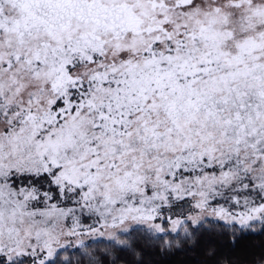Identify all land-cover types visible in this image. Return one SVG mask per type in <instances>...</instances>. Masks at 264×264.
Returning a JSON list of instances; mask_svg holds the SVG:
<instances>
[{"label": "snow or ice", "instance_id": "6c2138e0", "mask_svg": "<svg viewBox=\"0 0 264 264\" xmlns=\"http://www.w3.org/2000/svg\"><path fill=\"white\" fill-rule=\"evenodd\" d=\"M189 253L264 264V0H0V264Z\"/></svg>", "mask_w": 264, "mask_h": 264}, {"label": "trees", "instance_id": "16d2710c", "mask_svg": "<svg viewBox=\"0 0 264 264\" xmlns=\"http://www.w3.org/2000/svg\"><path fill=\"white\" fill-rule=\"evenodd\" d=\"M259 243H260V238L252 237L249 240H246L243 242L242 249L244 246L251 247V246L259 245ZM242 249L236 250V254L241 255ZM225 251L227 252L228 249L225 248ZM157 259L161 261V264H197L199 257L195 253H189L186 255L185 254H179V255L169 256V257H165V258L157 257Z\"/></svg>", "mask_w": 264, "mask_h": 264}]
</instances>
